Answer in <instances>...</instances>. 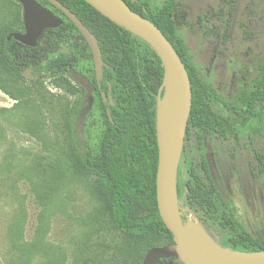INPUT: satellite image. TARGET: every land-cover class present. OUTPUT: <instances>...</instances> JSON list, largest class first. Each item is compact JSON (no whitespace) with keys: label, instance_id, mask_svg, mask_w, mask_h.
<instances>
[{"label":"rangeland","instance_id":"374dc122","mask_svg":"<svg viewBox=\"0 0 264 264\" xmlns=\"http://www.w3.org/2000/svg\"><path fill=\"white\" fill-rule=\"evenodd\" d=\"M148 1L157 10L166 0ZM179 1L178 35L187 60L230 106L264 68V0H238L234 12L226 0ZM21 21L23 8L0 0V29H20ZM81 93L71 77H49L45 62L21 77L0 64V264L17 260L12 231L38 246L23 264H83L91 258L136 264L150 244L160 243L116 231L90 179L78 170L67 121ZM251 138L211 139L201 146L193 135L184 148L197 170L203 156L236 221L257 236L264 230V184L251 171L252 151L264 149V138ZM180 212L185 224L199 225L216 244L227 238L205 209L181 201ZM157 264L184 263L174 258Z\"/></svg>","mask_w":264,"mask_h":264},{"label":"trees","instance_id":"16d2710c","mask_svg":"<svg viewBox=\"0 0 264 264\" xmlns=\"http://www.w3.org/2000/svg\"><path fill=\"white\" fill-rule=\"evenodd\" d=\"M37 1L63 24L46 30L34 48L14 38L8 39L12 33L25 32L23 21L20 29H0V64L15 77L45 62L51 78L71 77L76 71L90 80L93 87L90 103L82 105L86 91L80 86L82 93L69 111L71 153L80 173L90 179L101 197L116 231L138 241H160L150 244L140 255L136 264H142L151 248L174 243L157 202V100L165 73L162 59L145 40L112 22L84 0H57L98 40L106 64L98 81L91 49L76 25L50 1ZM226 1L234 12L238 0ZM124 2L163 32L188 70L193 104L185 143L193 135L201 146L211 139L264 138V68L228 106L218 90L187 60L184 43L178 35L182 24L180 1L166 0L157 10L148 0ZM87 107L90 108L83 116ZM252 157L251 171L264 184V149L253 150ZM199 166L197 170L188 161L184 148L177 178L179 201L190 208L205 209L227 231V238L219 242L222 247L243 252L264 250V230L254 236L242 228L215 186L203 156ZM17 234V231L11 233L12 249L17 256L12 264L29 263L28 253L35 254L38 246L21 242ZM91 259L83 264H97Z\"/></svg>","mask_w":264,"mask_h":264},{"label":"water","instance_id":"95a60500","mask_svg":"<svg viewBox=\"0 0 264 264\" xmlns=\"http://www.w3.org/2000/svg\"><path fill=\"white\" fill-rule=\"evenodd\" d=\"M23 8L24 33H12L8 39L28 47H37L48 29H56L63 21L43 7L37 0H15ZM60 9L79 29L93 55L98 81L106 66L96 37L82 21L57 0H48ZM103 16L142 38L159 54L164 66V80L157 100V140L159 163L157 171V202L160 216L172 233L174 243L151 248L142 264H157L161 260L177 258L184 264H264V250L236 251L221 245L195 246L191 244L180 212L177 178L184 150L189 118L193 104L188 70L176 49L163 32L150 20L134 12L124 0H84ZM71 78L85 89L82 105L92 99L93 87L83 74L73 71ZM164 101H167L164 104Z\"/></svg>","mask_w":264,"mask_h":264},{"label":"bare ground","instance_id":"6f19581e","mask_svg":"<svg viewBox=\"0 0 264 264\" xmlns=\"http://www.w3.org/2000/svg\"><path fill=\"white\" fill-rule=\"evenodd\" d=\"M167 101H164L166 104ZM186 230L190 235V241L195 246H214L216 243L210 237V235L199 225L194 222L186 223Z\"/></svg>","mask_w":264,"mask_h":264}]
</instances>
